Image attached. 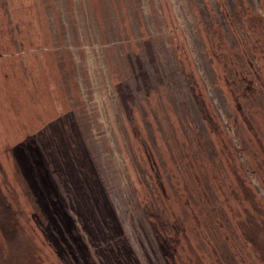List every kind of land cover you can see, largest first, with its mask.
I'll return each mask as SVG.
<instances>
[{
  "label": "rangeland",
  "instance_id": "1",
  "mask_svg": "<svg viewBox=\"0 0 264 264\" xmlns=\"http://www.w3.org/2000/svg\"><path fill=\"white\" fill-rule=\"evenodd\" d=\"M0 264H264V0H0Z\"/></svg>",
  "mask_w": 264,
  "mask_h": 264
},
{
  "label": "trees",
  "instance_id": "2",
  "mask_svg": "<svg viewBox=\"0 0 264 264\" xmlns=\"http://www.w3.org/2000/svg\"><path fill=\"white\" fill-rule=\"evenodd\" d=\"M197 96H198V98H199V101L200 102H202V100L201 99H203V97L202 96H199V94L197 93ZM211 114V115H210ZM211 116H212V118H213V120H214V116L212 115V113H211V111H209V116L208 117H206V120H209V122H210V120H211ZM208 122V121H207ZM211 132H213V131H211ZM216 142V141H215ZM219 147V149H220V156L222 157V160H223V162H224V164H225V166H226V168L229 166V164H230V160L228 159V158H226L225 157V152H224V150L222 149V147L221 146H218ZM221 189H223L222 188V186L221 185H219L218 186V188H217V190L220 192L221 191ZM32 193H33V204H35L34 202H35V200H39V199H37L36 197H35V193L32 191ZM29 196L31 197V192L29 193ZM40 201V200H39ZM40 204H42V202L41 203H39V204H35V206H36V209L40 212H35V213H33L32 214V216H34V217H31V215L30 216H26L27 218H29V220L31 221V224H32V226L36 229V230H38V232H39V235H50V233L49 232H47V228H51V226H50V224L47 222L46 224L44 223V222H42L41 220H40V217L39 216H42V217H45V213H47L48 214V216H49V219L48 220H54V217H53V214H55V212H56V209L54 208V210H44V207H45V204H42V205H40ZM41 207H42V209H41ZM33 208H35L34 206H33ZM20 210V209H19ZM20 212H21V214H22V211L20 210ZM38 218H39V220H38ZM46 218V217H45ZM33 220H36V223L33 221ZM37 220H38V222H37ZM24 222V221H23ZM42 224H45V225H42ZM24 225H25V223H24ZM26 226V225H25ZM46 231V232H45ZM203 257H205L204 255H202Z\"/></svg>",
  "mask_w": 264,
  "mask_h": 264
}]
</instances>
